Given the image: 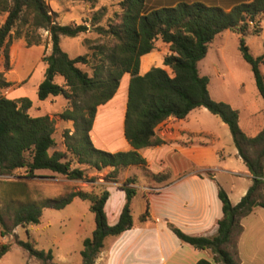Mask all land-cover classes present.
Segmentation results:
<instances>
[{
	"label": "trees",
	"instance_id": "1",
	"mask_svg": "<svg viewBox=\"0 0 264 264\" xmlns=\"http://www.w3.org/2000/svg\"><path fill=\"white\" fill-rule=\"evenodd\" d=\"M84 1L94 5L99 0ZM116 5L119 11L113 13L106 28L94 26L95 18L90 23L108 42L89 48V53L70 58L60 47L61 37H78L88 31L87 25L58 24L46 0H0V12L5 14L0 25V52L6 51L13 38L23 39L27 47L38 45L41 41L39 31L46 32L50 53L41 59L45 70L37 87V98L44 101L61 96L67 103L54 117H31L27 113L31 107L28 98L0 96V176L24 169L27 179L45 170L68 180H86L84 170L72 167L67 158L69 154L76 164L86 165L96 172L111 169L113 181L117 172L130 166L141 168L151 179L162 180L164 175L148 172L139 151L163 143L154 133L161 122L170 117L181 120L190 111L204 108L227 126L237 154L251 176V185L235 205L230 203L224 190L218 188L222 216L216 222L213 236L188 235L171 224L168 228L181 242L210 251L212 262L201 259L195 264H239L235 242L233 252L225 246L230 244L232 237L237 239L241 234L242 218L256 207L264 208V124L255 136H247L238 125V111L225 102L211 99L209 80L200 75L197 64L218 34L229 30L245 35L249 22L264 16V0L239 3L228 10L200 2H179L155 9L148 8L145 0H116ZM259 31L253 28L250 32L257 35ZM156 40L167 45L168 53L162 64L170 73L152 67L140 75V58L154 49ZM239 52L264 101V75L259 68L264 55L253 57L242 39ZM124 74L130 76L123 120V135L130 150L108 152L94 147L90 132L97 108L113 98ZM55 77H60L63 83H55ZM10 85L0 74V90ZM56 120L71 121L73 131L62 133L65 151L50 152L56 146L53 137ZM136 181L135 177H129L119 186L125 202L114 225H108L104 212L109 193L100 187L98 192L71 191L60 199L21 204L13 214V226L37 224L42 207L60 209L73 198L88 201L94 229L91 236L83 240L80 256L82 264H94L106 238L118 237L132 228L131 202L138 193ZM148 217L146 205L139 222H145ZM0 228L4 237L6 228L1 214ZM16 244L41 264H58L53 262L51 251L38 250L28 241L17 240ZM7 249L8 246L0 245V257Z\"/></svg>",
	"mask_w": 264,
	"mask_h": 264
},
{
	"label": "rangeland",
	"instance_id": "2",
	"mask_svg": "<svg viewBox=\"0 0 264 264\" xmlns=\"http://www.w3.org/2000/svg\"><path fill=\"white\" fill-rule=\"evenodd\" d=\"M46 2L51 11L56 14L54 20L58 24L75 23L89 27L86 33L78 37H61L60 47L70 58L89 53V48L108 42V39L92 29L90 23L92 18H95L94 26L106 28L113 18V13L119 11L116 0H99L94 5L84 0H46ZM4 17L5 14L0 12V25ZM248 28L249 31L245 35L229 30L218 34L209 45L205 57L198 62L197 67L200 75L206 76L209 80L208 91L211 99L225 102L236 109L239 113L240 129L246 135L254 136L264 124V101L257 92L248 64L241 58L239 41L243 40L253 57L264 55V16L260 15L253 23L249 22ZM253 28L259 29V34H252L250 31ZM39 35L41 41L38 45L27 47L23 39L13 38L6 51L0 52V74L3 81L11 84L0 90V96L9 99L26 97L31 101V107L27 111L31 117L43 115L54 117L65 108L67 103L61 96L51 97L44 101L37 98V87L43 79L45 70L41 59L50 53V42L46 32L40 30ZM166 54V45L156 40L152 59L149 62L141 61L139 74H145L152 67L165 68L170 73L169 69L162 64ZM81 68L87 70L84 66ZM259 68L264 75V60ZM54 81L57 84L63 83L60 77H55ZM125 95L126 87L123 80L113 99L116 116L120 114L119 100L125 99ZM203 120L204 127L222 135V131L215 127L217 125L211 122L221 123L218 118L205 112ZM222 127L229 135L227 128ZM99 130L104 129L99 126ZM62 133L63 129L57 127L55 122L53 137L57 145L54 149L65 151ZM100 133L104 138L103 132L100 131ZM222 140L224 144L223 135ZM228 147V145L224 147L226 154ZM104 151L111 152V150ZM67 158L71 161L72 167L84 170L86 180H68L62 175L45 170L38 171L37 177L27 179L24 178V169H17L12 175L0 176V214L6 228V235L2 237L0 234V245L8 246L6 252L0 257V264H41L34 258L28 257L27 253L16 244L17 240L28 241L38 250L51 251L54 263L82 264L80 256L82 242L91 236L94 229L93 214L88 201L73 198L69 204L60 209L42 207L37 224L14 227L12 223L13 214L21 204L60 199L71 191L98 192L100 187L110 191L112 187L120 186L124 181L122 170L115 174V181H113L110 177L111 169L96 172L86 165L76 164L75 159L69 154ZM231 160L234 161L240 174H245L246 169L242 162H238V158L234 157ZM241 177L249 180L245 175ZM142 180H137L136 183H143ZM138 210L135 204L131 213L133 221L138 219ZM112 239L113 237L106 238L104 244ZM234 242L235 237H232L230 244L225 246L226 250L233 252Z\"/></svg>",
	"mask_w": 264,
	"mask_h": 264
},
{
	"label": "crops",
	"instance_id": "3",
	"mask_svg": "<svg viewBox=\"0 0 264 264\" xmlns=\"http://www.w3.org/2000/svg\"><path fill=\"white\" fill-rule=\"evenodd\" d=\"M249 1L251 0H145V3L148 8L155 9L173 6L179 2H200L228 10L236 4ZM152 51L140 58V66L142 60L151 61ZM129 79L130 76L124 74L119 83L118 89L124 80L126 95L125 99L119 100L121 105L119 104L118 116L114 114L113 104L117 92L110 101L96 110L90 132L95 148L111 152L130 150L123 135ZM205 112L208 111L204 108H196L184 119H166L154 130L155 136L163 143L139 151L146 161L148 172L164 175L162 180L147 177L136 166L122 170L124 180L128 177L143 179V183L138 182L135 185L139 191L131 202L132 210L135 204L139 208L138 219L132 220L131 229L104 244L94 264H195L201 259L212 262L210 251L198 250L181 242L168 229V224L188 235L213 236L216 222L222 216L221 203L217 197L218 188L223 189L230 203L235 205L251 185V176L245 166V174H240L231 160L234 157L242 162L230 133L228 135L222 127L227 126L221 121H211L222 131L224 145L219 132L204 127ZM56 125L63 131H73L71 121L57 120ZM99 126L104 130H99ZM226 145L229 146V154L224 150ZM53 150L62 151L52 149L50 152ZM241 175L247 176L249 180L243 179ZM108 193L104 212L107 223L111 226L118 220L125 195L119 186L112 187ZM146 205L149 217L140 223L139 216L144 213ZM240 225L242 232L235 238L237 261L239 264H264V208L256 207L251 214L241 219Z\"/></svg>",
	"mask_w": 264,
	"mask_h": 264
}]
</instances>
